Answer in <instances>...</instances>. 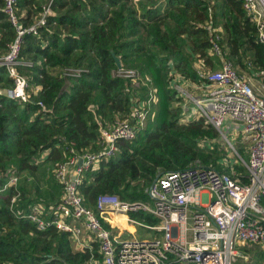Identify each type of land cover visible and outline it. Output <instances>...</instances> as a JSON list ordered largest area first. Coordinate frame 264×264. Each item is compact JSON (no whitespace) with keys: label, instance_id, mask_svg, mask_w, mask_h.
<instances>
[{"label":"trees","instance_id":"obj_1","mask_svg":"<svg viewBox=\"0 0 264 264\" xmlns=\"http://www.w3.org/2000/svg\"><path fill=\"white\" fill-rule=\"evenodd\" d=\"M211 1L53 0L51 8L57 16H48L36 35L25 34L20 43L19 58L31 65L18 66L17 71L36 91L28 87L25 102L0 95V188L12 175L19 177L22 172H35L40 164L50 163L51 168L64 161L71 148L100 149L99 127L129 118L134 97L143 100L153 88L156 101L145 127L132 141H119L116 155L86 170L78 185L84 204L94 211L101 193L126 201H151L142 190L155 170L189 167L197 157V141L217 134L202 118L181 122L170 106L180 99L172 88L174 71L184 82L202 84L194 58L217 68L219 59L209 55L212 33L205 23L221 29L225 55L235 66L250 74L264 69V49L242 0ZM45 2L16 0L18 23L31 24ZM15 36L0 0V56ZM111 51L120 58L122 69L136 71L137 84L114 73L117 67ZM65 68L79 71L65 76ZM12 85L6 67L0 66V88ZM29 178L21 181L19 177L16 188L0 191V264H86L91 253L96 256V247L92 252L75 250L68 232L51 225L38 229L30 220L15 216L17 209L29 211L37 204L47 210L63 194L53 177L40 202L31 184H25ZM237 178L246 181L245 175ZM16 193L11 210L10 200ZM45 210L42 217L49 218ZM129 216L157 224L144 211L129 212ZM262 261L263 253L257 252L256 262Z\"/></svg>","mask_w":264,"mask_h":264},{"label":"built area","instance_id":"obj_2","mask_svg":"<svg viewBox=\"0 0 264 264\" xmlns=\"http://www.w3.org/2000/svg\"><path fill=\"white\" fill-rule=\"evenodd\" d=\"M52 2L48 0L42 6L37 21L22 26L18 23L16 0H4V12L14 25L16 36L8 44L7 52L0 56V66L6 67L13 80L12 86L0 88V95L28 101L27 79L17 67L30 66L31 63L19 58L20 43L25 34L36 35L46 24L48 16H57L58 13L51 8ZM242 5L254 22L257 41L264 49V0H242ZM205 28L212 33L209 55L215 61L219 59L217 68L197 70L204 80L199 89H204L205 93L192 96L180 86L184 81L175 71L172 85L185 101L193 99L195 106L183 111L187 119L198 118L199 110L211 124L224 130L225 135L221 131L224 139L234 132L247 138L246 181L234 179L212 166H189L159 174L146 190L150 202L126 201L116 194L101 193L95 203L98 213L87 207L78 191L84 172L96 167L101 160L116 155L119 141H132L145 127L156 101L155 90L149 88L145 99L134 97L129 118L115 119L113 123L99 127L100 149L80 152L71 148L64 161L51 167L53 177L63 189L57 204H51L47 210L40 204L31 206L29 211L17 209L15 216L30 220L38 229L51 225L66 231L75 246L79 244L77 250L92 252L89 245L79 242L82 231L73 221L82 222L99 252V257L91 253L86 264H235L240 259L247 264H259L252 262L247 250L259 245L264 255V96L253 90L245 73L226 57L221 29L212 28L207 22ZM118 70L119 76L137 77L134 70ZM78 71L65 68L63 75L73 76ZM258 74L264 78V69L255 72L256 76ZM183 104L185 107L186 102ZM226 140L230 149L236 152L233 144ZM18 179L17 175L10 176L0 191L11 186L16 188ZM18 196L16 193L11 198V210ZM43 210L49 218L42 217ZM139 210L150 213L157 219V224L150 225L129 216V212ZM104 212L118 214L128 224L153 231V235L137 237L136 230L129 229L124 236L113 234L98 215Z\"/></svg>","mask_w":264,"mask_h":264},{"label":"rangeland","instance_id":"obj_3","mask_svg":"<svg viewBox=\"0 0 264 264\" xmlns=\"http://www.w3.org/2000/svg\"><path fill=\"white\" fill-rule=\"evenodd\" d=\"M86 1H89V0H86ZM96 1H97L96 3H99V0H96ZM131 1H134V0H131ZM204 1L212 2L211 0H204ZM47 2H48V0H46L44 5H46ZM39 15L36 19H34V21H37V19L39 18ZM193 67L196 71L197 70L198 71H205L206 68L213 69L211 67L203 65L202 61H200L197 58H194V60H193ZM238 69H240V68H238ZM126 70H128V69H126ZM64 71H65V69L62 70V73ZM241 71H243L245 73L246 77L249 79L253 90L257 94L264 96V78L259 77V76H261L260 74H258V76H256L255 74H250L246 70H241ZM119 72L120 71L118 70V68L116 71H114L115 74H118ZM170 74L168 73V75H170ZM173 79L174 78L172 77V81H173ZM186 81L187 82H183L180 85L181 87H183L184 90H186L192 96H203L205 91H204V89H199V83L198 84L194 83L188 79H186ZM174 83L175 82H173V84ZM195 86H198V88ZM28 87L30 89H33L34 91H36V88H34L32 85H29ZM172 88L174 89V87H172ZM177 96L180 99H178L175 102H171L170 106H173L176 109L177 117H180V121L186 122L189 119H187V117L184 115L183 111H184V109H189L192 106H195V104L193 102V99H190V100L187 99V101H185V99H183L179 95L178 92H177ZM183 102H186L185 107H183L184 106ZM198 115H199L198 118H202L204 123L207 124L210 128H212L217 134L215 135L216 137H214L212 139H199L197 141L196 145H194L197 157L193 161V163H191L189 166H192V167L212 166L215 169H217L219 172H221L225 175H228L230 177H233L234 179H237L238 174L246 175L248 173V169H247L248 140H247V138L243 134H241V133L236 134L235 132L226 137V139H228V141H230L233 144V146L236 150V152H234L232 149H230V146H229L227 140L224 139V137L221 134V131H222V133L225 135L224 130L222 128H219V129L216 128V126L211 124L204 116H202L200 114L199 110H198ZM218 127H220V126H218ZM50 165H51L50 163H46V164L43 163V164L38 165L37 170L33 173H24V172L19 173V177H20L21 181L23 180V177L24 178L30 177L29 181L27 180V183H25V184L27 186L31 184L30 187L37 194V196H35V197H37V200L40 202H42L41 200L45 199V197H46L44 190L49 187V185H48L49 179L53 178ZM241 166L243 168L240 169ZM163 172L164 171L162 169L157 168L155 170L154 175L151 177V179L149 178L150 183L154 180V178L157 175H159ZM150 183H148V186ZM148 186H147V184L144 185L142 192H146ZM33 195H34V193H33ZM152 235H153V231H149V230L144 229L142 227L136 226L135 236H137V237H143V236L151 237ZM259 247H260L259 245H254V246L249 247L250 253L251 252H261V249ZM251 260H252V262H254L255 259L252 258ZM239 263L247 264L242 259H240V261L238 263H235V264H239Z\"/></svg>","mask_w":264,"mask_h":264},{"label":"crops","instance_id":"obj_4","mask_svg":"<svg viewBox=\"0 0 264 264\" xmlns=\"http://www.w3.org/2000/svg\"><path fill=\"white\" fill-rule=\"evenodd\" d=\"M150 202V201H149ZM96 213H98L97 211H95ZM100 216V218L102 219V221L108 225V228L109 230L113 233V234H120L121 236H124L125 233L127 232V230L129 229L130 231H135L136 230V227L131 225V224H128L127 222H125L124 218L118 214H114V213H99L98 214ZM119 221V222H117ZM71 222V221H70ZM74 224L76 226H78L82 233L80 235V238H79V242L81 243H84L86 245H89L91 248L95 249V247L97 248L96 250V256L99 257V252H98V247H97V244L95 242H92L90 240V236L91 234L86 230V228L83 226L82 222L80 221H73ZM114 224H119L120 227H116ZM76 244L74 242H72V246L75 250L78 249V246H75ZM249 253H250V250L248 249L247 250ZM262 253V252H261ZM95 254V253H94ZM251 255V259L254 258V262H256V256H257V252H251L250 253ZM264 262V261H262ZM261 262V263H262ZM258 263V262H256ZM259 263V264H261Z\"/></svg>","mask_w":264,"mask_h":264},{"label":"water","instance_id":"obj_5","mask_svg":"<svg viewBox=\"0 0 264 264\" xmlns=\"http://www.w3.org/2000/svg\"><path fill=\"white\" fill-rule=\"evenodd\" d=\"M111 55H112V58H113V60H114V63H115V65H116V67L119 69V68H121V61H120V58L117 56V55H115L114 54V52L113 51H111ZM159 175H157L155 178H154V180L151 182V184H153L154 182H155V180H156V178L158 177Z\"/></svg>","mask_w":264,"mask_h":264},{"label":"bare ground","instance_id":"obj_6","mask_svg":"<svg viewBox=\"0 0 264 264\" xmlns=\"http://www.w3.org/2000/svg\"><path fill=\"white\" fill-rule=\"evenodd\" d=\"M122 218V217H121Z\"/></svg>","mask_w":264,"mask_h":264}]
</instances>
